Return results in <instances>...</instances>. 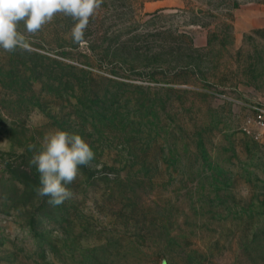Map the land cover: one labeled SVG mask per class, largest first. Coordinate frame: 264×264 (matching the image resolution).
I'll return each mask as SVG.
<instances>
[{
  "label": "rangeland",
  "instance_id": "rangeland-1",
  "mask_svg": "<svg viewBox=\"0 0 264 264\" xmlns=\"http://www.w3.org/2000/svg\"><path fill=\"white\" fill-rule=\"evenodd\" d=\"M73 23L0 49V264H264V143L241 129L264 0H103L82 43ZM56 130L95 156L53 206L29 161Z\"/></svg>",
  "mask_w": 264,
  "mask_h": 264
},
{
  "label": "clouds",
  "instance_id": "clouds-1",
  "mask_svg": "<svg viewBox=\"0 0 264 264\" xmlns=\"http://www.w3.org/2000/svg\"><path fill=\"white\" fill-rule=\"evenodd\" d=\"M102 4L103 0H0V49L7 53L30 51L28 36L37 34L58 14L74 21L71 39L82 43L90 18ZM21 24L24 31H20ZM94 156L92 148L79 134L56 130L46 136L41 149L29 161L39 173L36 194L41 198L48 196V203L53 206L73 197L65 185L75 181L80 167L88 166Z\"/></svg>",
  "mask_w": 264,
  "mask_h": 264
},
{
  "label": "built area",
  "instance_id": "built-area-1",
  "mask_svg": "<svg viewBox=\"0 0 264 264\" xmlns=\"http://www.w3.org/2000/svg\"><path fill=\"white\" fill-rule=\"evenodd\" d=\"M241 129L254 141L264 143V104H254L244 116Z\"/></svg>",
  "mask_w": 264,
  "mask_h": 264
}]
</instances>
